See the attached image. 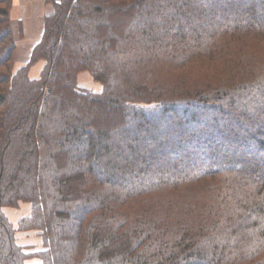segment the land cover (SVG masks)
<instances>
[{"label":"trees","instance_id":"obj_1","mask_svg":"<svg viewBox=\"0 0 264 264\" xmlns=\"http://www.w3.org/2000/svg\"><path fill=\"white\" fill-rule=\"evenodd\" d=\"M13 3L0 264H264V0H46L22 66Z\"/></svg>","mask_w":264,"mask_h":264},{"label":"rangeland","instance_id":"obj_2","mask_svg":"<svg viewBox=\"0 0 264 264\" xmlns=\"http://www.w3.org/2000/svg\"><path fill=\"white\" fill-rule=\"evenodd\" d=\"M34 17L33 21H30L31 23L29 24V37L27 40H18L17 41V46L20 54L22 56L23 60L27 61L30 58L31 52H32V47L36 42V37L38 36L41 32L42 29V21L39 17V11L40 8L36 6L34 8ZM31 33V36H30ZM41 66L39 65L38 67L34 68L32 71V75L34 77L39 76V73L41 71ZM79 85L84 88H90L96 92H99L101 90L100 85L97 83H94L92 78L88 74H82L79 77ZM208 141L212 140L211 136H206L205 138ZM27 212L26 206L21 205L18 208H7L5 209V214L8 217V219L14 223L15 225L19 222V220L25 215ZM17 240L24 244V247L30 249L31 252L37 251L38 247L36 248V244L38 243L36 239V234L31 232V233H19L17 234ZM34 261H31L30 263H33Z\"/></svg>","mask_w":264,"mask_h":264},{"label":"crops","instance_id":"obj_3","mask_svg":"<svg viewBox=\"0 0 264 264\" xmlns=\"http://www.w3.org/2000/svg\"><path fill=\"white\" fill-rule=\"evenodd\" d=\"M36 6L40 8L39 17L42 21V29L39 34V38L38 36L36 37V42L31 48L32 51L34 47L40 42L44 33V20L49 12V9L46 5V0H14L13 7L11 9L12 29L17 44L18 40L28 39L29 24L31 23L30 21H33L34 11H35L34 8H36ZM18 53L19 50L17 46V63L20 66L25 65L30 58L27 61H25L23 60L22 56H20V54L18 55Z\"/></svg>","mask_w":264,"mask_h":264}]
</instances>
